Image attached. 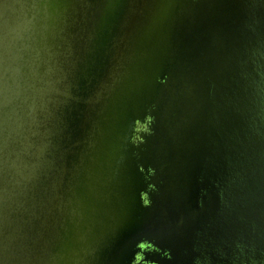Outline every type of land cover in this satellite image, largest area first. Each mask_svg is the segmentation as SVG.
<instances>
[{"label":"water","instance_id":"1","mask_svg":"<svg viewBox=\"0 0 264 264\" xmlns=\"http://www.w3.org/2000/svg\"><path fill=\"white\" fill-rule=\"evenodd\" d=\"M0 264H264V0H0Z\"/></svg>","mask_w":264,"mask_h":264}]
</instances>
